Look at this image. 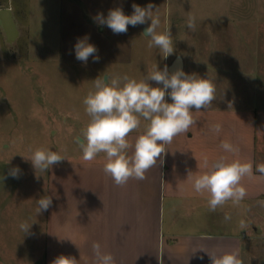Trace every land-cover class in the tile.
Listing matches in <instances>:
<instances>
[{
    "label": "crops",
    "instance_id": "crops-1",
    "mask_svg": "<svg viewBox=\"0 0 264 264\" xmlns=\"http://www.w3.org/2000/svg\"><path fill=\"white\" fill-rule=\"evenodd\" d=\"M10 1H16V5L2 4L0 8L12 10L19 35L26 33L29 45L38 48L41 60H55L51 55L57 52L83 63L76 59L74 45L84 36L97 47L100 57L98 62L89 57L88 65L128 60L125 40L133 38L137 30L129 25L127 33L114 34L107 26H99L94 17L97 13L106 17L109 9L116 7L131 15L133 0ZM259 1L261 19L255 21L254 10L247 9L245 40H236L244 52L242 56H215L209 58L208 65L214 63L216 70L201 68V78L215 85L216 99L206 110L201 109L195 126L166 146V152L146 172L145 179L116 185L103 171L104 156L93 163L78 159L60 162L48 171L44 178L47 184L39 191L43 195L37 198L50 196L52 204L41 213V234L27 235L30 240H40L35 264H52L60 255L74 257L76 264H97L93 242H98L103 252L111 253L115 264H211L209 254L232 251L238 253L242 264H264V238L261 228H255L264 214V206L259 203L264 201V175L255 171L256 164L264 163V0ZM260 25L261 48H255L252 37L259 33ZM122 54L123 57H112ZM199 63L207 64L206 60ZM217 79L227 80L228 84L223 87ZM223 94L234 99L216 103ZM243 96L246 103L238 104ZM165 99L171 103L170 97ZM214 123L222 125L218 135L209 130ZM143 133L133 131L129 141L134 144ZM225 140L239 151L221 149ZM205 157L209 163L224 157L228 162L239 159L253 164V175L241 181L247 195L239 206L229 201L213 212L207 205L208 194L194 191L193 178L206 170ZM32 204L35 211L37 201ZM226 215L230 219L226 220ZM32 216L35 212L29 217Z\"/></svg>",
    "mask_w": 264,
    "mask_h": 264
},
{
    "label": "rangeland",
    "instance_id": "rangeland-1",
    "mask_svg": "<svg viewBox=\"0 0 264 264\" xmlns=\"http://www.w3.org/2000/svg\"><path fill=\"white\" fill-rule=\"evenodd\" d=\"M15 2L0 0V5H16ZM150 3L154 5V15L160 17L157 31L170 27L175 52L166 58V65L180 55L185 60L184 72L200 77L204 75L201 68L216 70L214 63L208 65L209 58L238 59L242 56L244 52L238 48L237 41L245 40L247 9L254 10L255 21L262 17L259 0H133V4L141 7ZM190 14L196 18L195 31L186 24ZM150 23L149 20L132 26L137 32L132 34L133 38L125 40L129 48L126 50L127 61L109 60L94 67L72 61L57 52L51 55L55 60H41L38 48L29 45L25 32L9 43L0 28V264H35L39 257L40 240H30L27 236L30 232L40 235L43 230L42 215L32 209V202L38 200V195H43L39 191L47 184L44 178L57 164L47 172L35 171L31 162L25 159L31 155L30 150L59 151L66 158L61 161L63 163L81 160L82 150L77 138L90 119L83 99L94 90V80L104 75L113 78L127 75L140 80L153 65L163 69L165 59L160 50L155 46L149 48L150 37L143 35L142 25L150 26ZM259 29L260 34L253 33L252 37L255 48H261L262 25ZM112 57H123V54ZM201 60H206L207 64H200ZM215 81L223 87L228 84L223 79ZM150 83L157 86L155 82ZM223 91L229 93V90ZM224 99L232 100L234 96L223 94L216 103H224ZM246 101L243 96L238 104ZM199 113L193 109L196 120ZM147 123L141 118V125L135 131H145ZM103 156L101 153L97 159ZM15 167L21 170L19 178L9 175V170ZM32 212H35L32 216L35 219L30 221ZM22 222L32 224L29 233L20 229ZM261 223L255 228H261L264 238V214Z\"/></svg>",
    "mask_w": 264,
    "mask_h": 264
},
{
    "label": "clouds",
    "instance_id": "clouds-1",
    "mask_svg": "<svg viewBox=\"0 0 264 264\" xmlns=\"http://www.w3.org/2000/svg\"><path fill=\"white\" fill-rule=\"evenodd\" d=\"M132 8L131 15H126L122 7H116L109 9L106 17L103 13H97L94 20L99 26H107L114 34L127 33L129 25L135 27L150 20V26L143 33L150 37L148 47H157L164 59L172 55L175 49L170 27L162 32L157 31L161 21L159 15H154V5L150 3L141 7L133 4ZM186 24L190 30L195 31V16L190 14ZM88 39V36L78 38L74 45L76 59L85 65L89 57H92L93 62L100 59L97 47L89 43ZM150 82H155L157 86ZM215 93V85L208 78L187 74L182 67H176L170 73L167 65L162 70L158 65H153L140 80L127 75L96 78L94 90H90L83 99L85 112L90 119L77 138L82 150V162L93 163L103 153V171L116 185L123 186L130 179H145L146 172L166 152V146L197 123L193 109L197 112L206 110L216 99ZM166 96L170 97L171 103L167 102ZM141 118L148 122L146 130L136 137L133 144L128 137L140 127ZM209 130L218 135L222 125L211 124ZM220 147L225 152L239 151L238 147L227 140L222 141ZM30 151L31 155L25 159L31 162L35 171L47 172L51 166L66 159L59 151L51 149L36 148ZM203 167L206 170L193 178V189L196 193L208 194L209 210L214 212L229 201L233 206H239L247 195L241 181L253 175V164L239 159L228 162L224 157L209 163L205 157ZM20 171L18 167L12 168L9 175L19 178ZM255 171L264 175V163L256 164ZM259 203L264 206V201ZM37 204L36 212L39 215L47 211L52 199L50 196L41 197ZM225 219L230 217L226 215ZM31 225L22 222L19 227L27 233ZM240 226L245 227L243 221ZM92 250L97 264H115L113 255L103 252L98 242H93ZM209 256L211 264H242L235 251ZM52 264H76V260L74 257L60 255Z\"/></svg>",
    "mask_w": 264,
    "mask_h": 264
},
{
    "label": "water",
    "instance_id": "water-1",
    "mask_svg": "<svg viewBox=\"0 0 264 264\" xmlns=\"http://www.w3.org/2000/svg\"><path fill=\"white\" fill-rule=\"evenodd\" d=\"M0 26L3 27L7 41L9 43L13 42L18 37L19 31L14 21L12 10L10 8H0ZM147 27L148 26L143 27V33L145 28ZM176 67L183 68V58L180 55L176 56L169 65V72L171 73ZM105 79L107 81V77H105Z\"/></svg>",
    "mask_w": 264,
    "mask_h": 264
}]
</instances>
